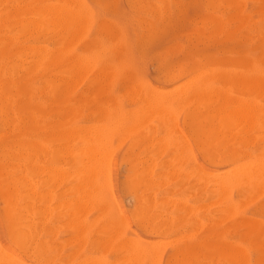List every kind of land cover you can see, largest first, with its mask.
I'll return each mask as SVG.
<instances>
[{"label":"rangeland","instance_id":"374dc122","mask_svg":"<svg viewBox=\"0 0 264 264\" xmlns=\"http://www.w3.org/2000/svg\"><path fill=\"white\" fill-rule=\"evenodd\" d=\"M81 1L84 4L85 17L89 16L90 21L84 19L83 31L76 39L72 49L73 52L90 58L93 65L90 70L71 79L65 77L61 71L66 67L61 64L59 56L54 54L58 61L53 63L50 62V57L46 56L48 50H57L64 39H61L60 35L52 37V34L46 31L42 25H35L36 28L34 25L30 26L33 23L30 21L32 20L31 5L39 4V0H0V184H5L8 179L29 180L38 184L41 192L48 193V211L45 218L46 231L40 234L48 246V256L38 259L31 252L23 251L12 240L11 226L6 213L7 204L1 193L0 243L17 255L24 264H76V261L78 264H83V260L86 261L85 264H124L122 262L124 252L117 251L121 242L133 240L143 246L150 247L154 240H157L160 241L159 245L163 246L160 248L161 246H158L156 241V246L160 249L158 248V256L155 254L156 257L149 258L152 261L155 259L156 262L153 261L152 264H179L175 262L174 257L180 248L192 244H207L213 240L217 246L222 245L223 248L211 249L202 245L198 246L196 248L199 256L197 264H264V184L258 186L259 183H257V181L264 180V165L262 164L264 160L260 159L261 157L264 158V136H259L264 133V122H262L264 121V116H262L264 113V0ZM229 17L231 18L229 19ZM32 28L35 29L32 30ZM67 35L68 33H66ZM194 62H197L199 69H209L208 71L214 70L217 66H223L234 72L237 71L242 78L241 84L239 83L237 86L236 84H229V95L238 97L242 106L240 110L244 109L245 114L243 111L240 112L244 114L245 119H242L245 121L240 120L241 125L238 126V129L240 128L241 131L249 130H246L247 133L246 131L239 132L240 138L237 139V143L235 140L230 141L229 145L232 149L227 152V155L229 154L226 158L227 163L222 165H214L211 160L203 156L204 149L193 137L184 108L177 109L175 118L172 117L167 122L161 119L157 113L149 111V108L145 107L146 103L142 101V98H139L150 92L158 96L167 93L166 96H168L173 91V87L177 86L174 88L175 92L184 85L182 83L188 82L191 78V76L186 75L174 77L182 66L180 64H186L187 68L192 69ZM109 65L113 66V71L107 69ZM207 67L208 69H206ZM197 73L198 71H195L192 77ZM111 77L113 81L110 83ZM257 77L258 82L255 80ZM208 78H206L208 81L216 82L215 78L211 77V80L210 76ZM254 81L257 83L254 84ZM249 82L252 84L250 85ZM241 85L245 86L242 88ZM257 85H259L258 90ZM250 86L254 89L252 90ZM235 91L242 95L234 93ZM20 100L24 102V105L30 103L31 110L25 108L24 114H19L16 104ZM248 101L252 105L250 110L247 108ZM106 109H110L111 116L106 117ZM143 109L148 113L146 112L145 118H142L144 122H138L145 123L146 121L147 124L142 125L140 123L142 127L133 129L135 131L131 127L128 128L127 125L125 127L129 130L125 128V130H116L115 116L124 113V115L131 117L133 111L135 115H138V112L144 111ZM245 109L248 110L247 113ZM249 112L253 114L250 115ZM241 113H239V117L243 116ZM134 114L133 117H135ZM256 115L262 116H259L262 119L260 123V118ZM254 120L257 121L256 124H254ZM246 121L248 122L247 126L243 123ZM18 122L20 123L18 124ZM106 123H112L115 130H110L112 137L106 144V149L112 151L108 157L111 154L112 156L109 158L110 161L106 160L107 163L105 162L106 164L110 162V169L107 165L110 173L108 169H104L106 172L108 170L109 177L103 171L102 190L104 195L112 196L117 205L111 203L110 207H102L88 203L82 209L83 212L74 213L71 201L73 198L76 199L78 195L79 179L76 173V176L74 175V167L72 166L77 160V156L76 152L67 154L68 158L66 156L68 151L66 147H63L66 144L64 142L66 130L70 125L77 124L83 126L84 131L87 132L86 129L91 126L106 125ZM260 124H263L262 127ZM143 133H149L152 142L149 141L148 143V141L143 140ZM16 134H20L22 139L30 138L32 146L29 150L8 149L4 151L5 144L10 143ZM133 137L134 139H132ZM244 137L246 139L248 137L247 141H251L250 144L244 143L246 142L243 141ZM179 138H183L187 142L178 141ZM179 142H182L183 145L180 146L181 143L179 144ZM142 144L144 145L142 146ZM184 146L187 147L184 148ZM262 148L263 150H261ZM253 155L260 157L262 162L258 160L260 166L257 167L261 169L263 166V169L260 170L263 175L259 172V177L253 176L254 173L251 175L252 177L247 175L249 180L245 182L243 179L246 184L240 183L241 185L229 190L228 200L222 203L216 186L208 183L202 174L204 171L230 172L235 168V165L256 162L251 161L252 158L255 159ZM232 158H235V164L232 162ZM179 159L180 161H178ZM135 164L137 165L135 167H139L140 170L145 167H150L152 170L151 175L154 183L146 191L149 198L148 205L153 209L156 216L154 220L161 223L163 231L151 232L149 227L142 222V205L137 200V195L143 193L145 187L139 183V176L136 177L135 175ZM27 165L32 167L31 175L26 169ZM254 166L256 165L253 163ZM227 169L228 171H226ZM67 170H70L68 174ZM249 170L251 171V169ZM59 172L62 175L58 174ZM54 173H57L58 176ZM138 174H141V171ZM106 176L107 179H105ZM108 179L111 183H107L106 180ZM254 179L258 180L255 181ZM254 182L257 185H254L256 184ZM253 188L258 190L257 193L256 191L254 193ZM258 194L260 195L258 196ZM245 195L254 197L249 198ZM240 201L241 203H239ZM66 203L68 206L65 205ZM38 207L41 210L44 207V203L40 199L36 201V208L39 209ZM105 209L107 210L105 211ZM250 210H253L251 214ZM110 216L114 221L112 223L109 221ZM78 217L81 221L88 223L85 225L86 227L79 228L77 226ZM117 217L118 221L115 220ZM249 220L255 223L257 230L255 233H252L247 225ZM91 222H94V224L92 223L93 226ZM103 223H106L105 226L107 227H104ZM120 226L121 230L118 229ZM78 231L79 234H77ZM74 237L75 241H72ZM174 237L177 240H174ZM166 239L169 240L168 243ZM223 242L226 244H222ZM243 249L248 254V261L242 259V256L240 258ZM149 259L143 264H151Z\"/></svg>","mask_w":264,"mask_h":264},{"label":"bare ground","instance_id":"6f19581e","mask_svg":"<svg viewBox=\"0 0 264 264\" xmlns=\"http://www.w3.org/2000/svg\"><path fill=\"white\" fill-rule=\"evenodd\" d=\"M89 1V0H88ZM125 1V0H124ZM226 1V0H225ZM35 2V1H34ZM89 3V2H88ZM32 4V3H31ZM84 4L82 3L81 0H39V4L36 5H31V14H32V20H30L32 23V25L30 26H35V25H42L44 27V29H46V31H48L49 33L52 34V37H55L57 35H60L61 39H64L62 42V45L57 49V50H48L46 56L50 57L49 60L51 63L58 61V59H56L54 56V54H56L57 56H59L61 64L65 65V69L61 70L63 71V73L65 74V77L68 78H75L80 76L83 72H86L88 70H90L92 68L93 65V61L85 56H81L75 52H73L72 46L76 43V39L79 38L81 32L83 31V27H82V23L84 21V19L86 21H90V17L86 16L83 12V6ZM147 6V5H146ZM233 6V5H232ZM164 7V6H163ZM208 8V7H207ZM163 11V10H162ZM257 11V10H255ZM254 11V12H255ZM131 12V11H130ZM262 12V11H261ZM101 13V12H100ZM103 13V11H102ZM131 14V13H130ZM101 15V14H100ZM104 15V14H103ZM164 15V14H163ZM231 15V14H230ZM197 17V16H196ZM203 18V17H202ZM201 18V19H202ZM209 18V17H208ZM231 17H229L230 19ZM207 19V17H206ZM236 20V19H234ZM211 21V20H210ZM214 21V20H213ZM217 21V20H216ZM231 21V20H230ZM233 21V19H232ZM149 22V21H148ZM192 22V21H190ZM201 23V22H200ZM217 25V24H216ZM236 25V24H235ZM144 27V25H142ZM141 27V26H140ZM142 27V28H143ZM159 27V26H158ZM216 27V26H215ZM237 27V26H236ZM36 28V26H35ZM34 28V29H35ZM147 28V27H146ZM210 28V27H209ZM32 28V30H34ZM140 29V28H139ZM212 29V28H211ZM31 30V31H32ZM36 31V30H35ZM228 32V31H227ZM66 33H68V35L66 36ZM147 33V32H146ZM214 35V34H213ZM227 35V34H226ZM229 35V34H228ZM66 37V38H65ZM188 37V36H187ZM225 37V36H224ZM227 37V36H226ZM50 40V39H49ZM54 40V39H52ZM82 40V39H81ZM143 40V39H142ZM183 40V39H182ZM181 40V41H182ZM189 40V38H188ZM194 41V40H193ZM176 42V41H175ZM181 43V42H180ZM183 44V43H182ZM84 46V45H83ZM133 47V46H132ZM219 47V46H218ZM207 50V49H206ZM216 50V49H213ZM220 50V49H219ZM212 51V48H211ZM103 52V51H102ZM213 52V51H212ZM220 53V52H219ZM132 54V53H131ZM135 54V53H134ZM133 54V55H134ZM154 54V53H153ZM204 54V53H203ZM152 56V55H151ZM161 56V55H160ZM202 56V55H201ZM180 57V56H179ZM195 57V56H194ZM140 59V58H139ZM163 59V58H162ZM211 59V57H210ZM161 60V59H160ZM167 60V59H166ZM197 60V59H196ZM204 60V59H203ZM202 60V61H203ZM222 60V59H221ZM219 60V61H221ZM201 61V62H202ZM150 62V61H148ZM152 62V61H151ZM200 62V61H197ZM197 62H194V67L192 69L187 68V66H185L186 64H180L182 66H180V69H178L179 71L174 75V77L177 76H191L190 80L183 86H181V88H178L177 90H175L174 92V88H176L177 86L173 87V91L170 92V94L167 95V93H163V95H155L152 92L148 93L147 95H142L139 98H142V101L146 103L145 107L149 108V111H152L154 113H157L159 115V117L161 119H163L164 121H170V119L172 117L175 118V113L177 111V109L179 108H184L185 109V114H186V120L188 119V125L190 127V129L193 132V137H195V140L197 142H199V144L201 145V147L204 149V155L205 158L211 160V162L214 165H222L223 163L226 162V158H228L227 156V152L230 151L232 149V147L229 145L230 141H234L235 143L238 142V138L239 137V132L241 130L238 129V126L241 125L240 124V120L244 118V109H242L243 113H241L242 111L241 109V102L240 99L238 97L235 96H231L229 95V84H236V86L241 82L240 80L242 79L240 77V74L236 71H232L229 70L227 68H224L223 66H217L214 70L208 71V67L206 69L208 70H202L199 69ZM218 62V60H217ZM216 62V63H217ZM222 62V61H221ZM227 62V61H226ZM213 63V62H212ZM225 63V62H223ZM151 64V63H149ZM167 64H170L169 62H167ZM174 64V63H173ZM206 64H208L206 62ZM214 64V63H213ZM222 64V63H221ZM139 65V64H138ZM142 65V64H141ZM193 65V64H192ZM233 65V64H231ZM147 66V63H146ZM145 66V67H146ZM153 66V65H152ZM151 66V67H152ZM202 66V65H201ZM207 66V65H206ZM226 66V65H225ZM236 66V65H235ZM238 66V65H237ZM63 67V66H62ZM154 67V66H153ZM162 67V66H161ZM113 66L109 65L107 66V69L112 70ZM141 68V67H140ZM174 68V67H172ZM176 68V67H175ZM174 68V69H175ZM246 68V67H245ZM173 69V70H174ZM244 69V68H243ZM161 70V69H160ZM113 71V70H112ZM163 71V70H162ZM195 71H198L197 75H193V73ZM245 71V70H244ZM147 72V71H146ZM172 72V71H171ZM175 72V71H174ZM246 73V71H245ZM170 74V73H169ZM70 76V77H69ZM104 76V75H103ZM159 76V75H158ZM208 76H210V80L211 77L215 78L216 82H210L208 81L206 78H208ZM83 77V75H82ZM168 77V76H167ZM171 77V76H170ZM96 78V75H95ZM187 78V77H186ZM262 78V77H261ZM78 79V78H77ZM103 79V78H102ZM209 79V78H208ZM63 80V79H62ZM70 80V79H69ZM79 80V79H78ZM101 80V79H100ZM184 80V79H183ZM188 80V79H187ZM255 80H257L258 82V77L257 79L255 78ZM261 80V79H260ZM18 81V80H17ZM112 77L110 78V83L112 82ZM246 81V80H245ZM244 81V84H246ZM248 81V80H247ZM250 81V80H249ZM66 82V81H65ZM180 82V81H179ZM256 81H254L255 84ZM256 82V83H257ZM75 83V82H74ZM243 83V82H242ZM248 83V82H247ZM250 83V82H249ZM180 83V85H182ZM252 84V82L250 83V85ZM253 84V85H254ZM59 85V84H58ZM77 85V84H76ZM103 86V84H101ZM175 85V84H174ZM242 88L245 86L241 85ZM255 86V85H254ZM258 86L257 85V90H258ZM264 86V85H263ZM69 87V86H68ZM249 87V85H248ZM252 88V90L254 89V87L250 86ZM46 88V87H45ZM75 88V87H74ZM138 88V87H137ZM238 88V87H237ZM247 88V87H245ZM250 88V90H251ZM260 88V87H259ZM4 89V87H3ZM2 89V90H3ZM6 89V88H5ZM172 89V88H171ZM234 89V88H233ZM97 90V88H96ZM139 90V89H138ZM235 90V89H234ZM256 90V89H255ZM254 90V91H255ZM56 91V90H55ZM137 91V90H136ZM253 91V92H254ZM263 91V89H262ZM135 92V91H134ZM250 92V91H249ZM19 93V92H18ZM51 93V91H50ZM133 93V92H132ZM236 94H240L237 93L236 91L234 92ZM258 93V92H256ZM261 93V92H260ZM28 94V93H27ZM247 94V93H246ZM259 94V93H258ZM20 95V94H19ZM242 95V94H240ZM245 95V94H244ZM249 95V94H248ZM261 95V94H260ZM113 96V95H112ZM133 96V95H132ZM258 96V95H257ZM23 97V96H22ZM79 97V96H78ZM21 98V97H20ZM60 98V97H59ZM129 98V97H128ZM134 98V97H133ZM257 98V97H256ZM263 98V97H262ZM78 99V98H77ZM103 99V98H102ZM114 99V98H113ZM249 99V98H248ZM252 99V98H251ZM250 99V101H251ZM261 100V99H260ZM264 100V99H263ZM108 101V100H107ZM132 101V100H130ZM106 102V101H105ZM134 102V100H133ZM142 102V103H143ZM249 102V101H248ZM252 102V101H251ZM262 102V101H261ZM141 103V104H142ZM144 103V104H145ZM253 103V102H252ZM245 104V103H244ZM247 104V103H246ZM255 104V103H254ZM257 104V103H256ZM26 106V107H25ZM251 103L249 102L247 104V108L248 110H250L251 108ZM256 106V105H255ZM258 106V105H257ZM17 107V111L19 114H22L24 112V109L27 108L29 110H31V104L30 103H26V105H24V102H22L21 100L16 104ZM144 107V108H145ZM2 108V107H1ZM94 108V107H93ZM243 108H245V106L243 105ZM147 109V108H146ZM253 109V107H252ZM255 110V109H253ZM55 110V109H52ZM91 110V109H90ZM144 110V109H143ZM248 110L246 111V113L248 112ZM69 111V110H68ZM139 111V110H138ZM145 111V112H144ZM142 112H144L142 114V112H138V115L134 114V111L131 115V117H128L127 115L121 114V115H117L115 116L116 120L115 121V126L116 130H121V129H127V127H125L126 125L129 126L128 128H132L135 129L137 127H142L140 126L141 122L138 121H142V118H145V113L148 111L144 110ZM180 111V110H179ZM241 111V112H240ZM50 112V111H49ZM132 112V111H131ZM259 112V110H258ZM264 112V111H263ZM262 112V113H263ZM184 113V112H183ZM239 113H241V115L243 114V116L239 117ZM250 113V112H249ZM248 113V114H249ZM252 113V112H251ZM250 113V115H251ZM255 113V111H254ZM24 114V113H23ZM65 114V113H64ZM112 112L110 111V109H106L105 111V115L106 117L111 116ZM133 114L135 115V117H133ZM253 114V113H252ZM11 115V114H9ZM70 115V114H69ZM256 116H261V115H256ZM264 116V113L263 115ZM261 116V117H262ZM148 117V116H147ZM152 117V116H151ZM240 118V119H239ZM249 118V117H248ZM260 118V117H259ZM149 119V118H148ZM242 121H245L243 120ZM250 119V118H249ZM29 120V119H28ZM96 120V119H95ZM176 120V119H174ZM182 120V119H181ZM252 120V118H251ZM260 120H262L261 118L259 119V123ZM84 121V120H83ZM89 121V120H88ZM99 121V120H98ZM248 121V120H247ZM243 122L246 126H247V122ZM255 121V120H254ZM10 122V120H9ZM97 122V121H96ZM111 122V120H110ZM144 122V121H142ZM176 122V121H175ZM264 122V121H262ZM20 122H18L19 124ZM146 123V121H145ZM145 123H141L142 125H144ZM185 123V122H184ZM183 123V124H184ZM187 123V122H186ZM253 123V121H252ZM257 121H255L254 124H256ZM59 124V123H58ZM130 124V125H129ZM137 126H136V125ZM147 124V123H146ZM243 124V125H244ZM264 124V123H263ZM263 124H260V126L262 127ZM9 125V124H8ZM139 125V126H138ZM161 125V124H160ZM168 125V124H167ZM172 125V124H170ZM20 126V125H18ZM86 126V125H85ZM112 123H106V125H94L91 126L89 129H86V131H84V127L77 125V124H73L70 125L69 128L66 130V136H62L64 138V142H66L65 146H63L64 148L66 147L68 153L72 152H76V156H77V160L73 163L74 167V175L75 173L78 176V181H79V185H78V190L77 187L75 188L78 192V195L76 196V199L73 198V201H71V207L73 206V212L74 213H80L82 211V209L88 204V203H92V204H97V205H101L102 207H110V204L115 203V199H112V196H106L103 193L102 190V182H101V178L103 175V171L105 172V174L108 176V170L110 169V162L107 163L106 160L110 161V156H112V154L108 157L110 152V149H106V144L108 143V141L110 140V136L111 132L115 129H113L115 126H112ZM146 126V125H145ZM148 126V125H147ZM175 126V125H173ZM245 126V127H246ZM251 126V125H250ZM259 126V124H258ZM54 127V126H53ZM185 127V125H184ZM188 127V126H186ZM10 128V127H9ZM57 128V127H56ZM247 128V127H246ZM245 128V129H246ZM249 128V127H248ZM24 129V128H23ZM27 129V128H26ZM25 129V130H26ZM112 129V131L110 132V130ZM124 129V130H125ZM138 129V128H137ZM165 129V127H164ZM255 129V128H254ZM263 129V128H261ZM11 130V129H10ZM34 131V129H31ZM123 130V131H124ZM187 130V128H186ZM247 130V129H246ZM245 130V131H246ZM249 130V129H248ZM247 130V131H248ZM257 130V128H256ZM135 131V130H133ZM172 131V130H171ZM244 131V130H243ZM241 131V132H243ZM244 131V132H245ZM246 131V133H247ZM262 131V130H261ZM264 131V130H263ZM263 131L261 133H263ZM169 132V131H168ZM178 132V131H176ZM190 132V131H189ZM30 133V131H29ZM127 133H129L127 131ZM134 133V132H133ZM132 133V134H133ZM152 133V132H151ZM167 133V132H164ZM174 133H175V129H174ZM180 133V132H179ZM64 134V133H63ZM114 134V133H113ZM112 134V135H113ZM138 134V133H137ZM136 134V135H137ZM144 134V133H143ZM169 134H171L169 132ZM255 134V133H254ZM260 134V132H259ZM31 135H33L31 133ZM37 135V134H36ZM58 135V134H57ZM122 135V133H121ZM141 135V134H140ZM165 135V134H164ZM181 135V134H179ZM263 134H260L259 136L263 137ZM128 136V135H127ZM126 136V137H127ZM132 136V135H131ZM134 136V135H133ZM142 136V135H141ZM140 136V137H141ZM191 136V135H190ZM257 136V135H256ZM258 136V137H259ZM60 137V136H59ZM125 137V138H126ZM129 137V136H128ZM127 137V138H128ZM163 137V135H162ZM161 137V138H162ZM172 137V136H171ZM182 137V136H181ZM192 137V138H193ZM257 137V138H258ZM53 138V137H52ZM118 138V137H117ZM165 138V137H164ZM173 138V137H172ZM177 138V137H176ZM184 138V137H183ZM180 139L178 141H182L184 139ZM191 138V137H190ZM191 138V139H192ZM260 138V137H259ZM60 139V138H59ZM123 139V138H122ZM134 139V137L132 138ZM143 140L149 141L152 140V137H150L149 133H146L143 135L142 137ZM194 139V138H193ZM238 139V140H237ZM261 139V138H260ZM259 139V140H260ZM264 139V138H263ZM5 140V139H4ZM53 140V139H52ZM116 140V139H115ZM120 140V139H118ZM164 140V139H163ZM177 140V139H174ZM237 140V141H236ZM246 141L244 143H248L250 144L248 140L244 137L243 141ZM258 140V141H259ZM262 140V139H261ZM158 141V140H157ZM161 141V140H160ZM185 141V140H184ZM54 142V141H53ZM123 142V141H122ZM152 142V141H150ZM187 141H185L186 143ZM194 142V141H193ZM253 142V140H252ZM63 143V142H62ZM118 143V142H117ZM116 143V144H117ZM146 143V142H145ZM168 143V142H167ZM170 143V141H169ZM181 143V144H180ZM129 144V142H128ZM151 144V143H150ZM180 146L183 145L182 142H179ZM58 145V144H57ZM110 145V144H109ZM120 145V143H119ZM144 144H142L143 146ZM147 145V144H146ZM199 145V147H200ZM243 145V144H242ZM261 145V144H260ZM32 146V142L30 141V138H26V139H22L20 134H16L12 140H10V143H6L5 146L3 147L4 151L11 149V150H21V149H28ZM34 146V145H33ZM61 146V145H60ZM170 146V145H169ZM173 146V145H172ZM175 146V145H174ZM189 146V145H188ZM264 146V145H263ZM35 147V146H34ZM62 147V148H63ZM187 146H184V148ZM198 147V150H199ZM58 148V147H57ZM56 148V149H57ZM63 148V149H64ZM116 148V147H115ZM118 148V147H117ZM161 148V147H160ZM178 148V147H177ZM183 148V147H182ZM181 148V149H182ZM189 148V147H188ZM62 149V150H63ZM163 149V148H162ZM171 149V148H170ZM173 149V148H172ZM179 149V148H178ZM180 149V150H181ZM190 149V148H189ZM252 149V147H251ZM254 149V148H253ZM260 149V148H259ZM34 150V149H33ZM60 150V149H59ZM179 150V151H180ZM202 150V149H201ZM243 150V149H242ZM258 150V149H257ZM263 150V148L261 149ZM125 151V150H124ZM174 151V150H173ZM177 151V150H176ZM64 152V151H63ZM128 152V151H127ZM161 152V151H160ZM184 152V149H183ZM182 153V152H181ZM179 153V154H181ZM186 153V152H185ZM242 153V152H241ZM63 154V153H61ZM176 154V153H175ZM184 154V153H183ZM240 154V153H239ZM245 154V153H244ZM262 154V151H261ZM3 155V154H2ZM30 155V154H29ZM70 155V154H69ZM178 155V154H176ZM13 156V155H12ZM63 156V155H62ZM64 155V157H66ZM159 156V155H158ZM255 155H253L254 157ZM20 157V156H19ZM132 157V156H131ZM176 157V156H175ZM233 157V156H232ZM258 157V156H257ZM255 156V159L257 158ZM13 158V157H11ZM31 158V157H30ZM68 158V156H67ZM169 158V157H168ZM258 157L256 160L253 158L251 159V161H256L253 162L254 168L253 167V163H251L249 160V163L246 165H242L238 164L235 165V168L233 170H230V172H224L222 171L221 173H217V172H205L202 174V177L205 178L206 181H208V183H212L214 186H216V189L218 191V195L220 197V200L222 203H224V201L228 200V191L231 190L232 188H236V186L241 185L242 183H245L246 180H249L247 178H249L248 176H251L253 173L256 177L260 174H262V171L260 172L261 169H263V166L260 168H258L257 166H260V162H258V160L263 159L264 158H260ZM61 159V158H60ZM141 159V158H140ZM178 159V158H177ZM248 159V157H247ZM31 160V159H29ZM71 160V159H70ZM143 160V159H142ZM174 160V159H173ZM235 158H232V162H234L235 164ZM53 161V160H52ZM68 161V159H67ZM128 161V160H127ZM133 161V160H132ZM177 162V160H175ZM180 161V159L178 160ZM261 161V160H260ZM57 162V161H56ZM106 162V163H105ZM258 162V163H257ZM262 162V161H261ZM70 163V162H69ZM145 163V162H144ZM227 163V162H226ZM229 163V162H228ZM257 163V164H256ZM143 164V161H142ZM195 164V163H194ZM233 164V167H234ZM237 164V163H236ZM259 164V165H258ZM264 165V162L262 163ZM65 165V164H64ZM106 165V166H105ZM109 165V167L107 166ZM158 165V164H157ZM175 165V163H174ZM229 165V164H228ZM63 166V165H62ZM137 166L136 164L134 165V171L136 172L135 175L136 177L139 176V183L142 184L145 187V190L143 193L137 195V200L139 201V203L142 205V212H141V219L142 222H144V225L149 227V230L151 232H160L161 230L163 231V227L161 225L160 222H157L155 219V213L153 212V209L148 205V201L149 198L147 196V190H149L153 183L154 180L152 178V170L150 167H145L143 170H140L139 167H135ZM246 166V167H245ZM14 167V166H13ZM12 167V169H14ZM53 167V166H52ZM55 167V165H54ZM59 167V166H58ZM105 167V168H104ZM109 169H108V168ZM3 168V167H1ZM51 168V167H50ZM62 168V167H61ZM242 168H244L242 170ZM254 168V169H253ZM26 169L28 170V173L31 175L32 174V167L30 165L26 166ZM38 169V168H37ZM41 169V168H40ZM70 169V168H69ZM104 169H108L107 172ZM247 169V170H245ZM251 169V171L249 170ZM256 169H258L256 171ZM4 170V169H3ZM256 172H253V171ZM42 171V170H41ZM45 171V170H44ZM47 171V168H46ZM54 170L52 169V172ZM57 171V170H56ZM59 171V170H58ZM70 171V170H69ZM67 170V174L69 172ZM141 171V174H138V172ZM228 171V169L226 170ZM243 171V172H241ZM40 172V171H39ZM62 172V170H61ZM197 172V171H196ZM252 172V173H251ZM260 174H259V173ZM41 173V172H40ZM110 173V170H109ZM193 173V172H191ZM246 173V174H245ZM258 175H257V174ZM55 174V173H54ZM60 174V172L58 173ZM72 174V172H71ZM129 174V173H128ZM194 174V173H193ZM3 175V174H2ZM22 175V174H21ZM41 175V174H40ZM47 175V174H46ZM57 175V173L55 174ZM62 175V174H60ZM64 175V174H63ZM196 175V174H195ZM248 175V176H247ZM263 175V174H262ZM36 176V175H35ZM58 176V175H57ZM66 176V174H65ZM68 176V175H67ZM70 176V175H69ZM76 176V175H75ZM107 176L105 179H107ZM161 176V175H160ZM200 176V175H199ZM64 177V176H63ZM105 177V176H104ZM109 177V176H108ZM246 177V178H245ZM252 177V176H251ZM250 177V178H251ZM45 178V177H44ZM60 178V177H58ZM76 178V177H75ZM264 178V175H263ZM263 178H260L261 180ZM48 179V177H47ZM68 179V178H66ZM72 179V178H71ZM103 179V180H105ZM203 179V178H202ZM245 182H244V180ZM43 180V179H42ZM46 180V178H45ZM44 180V181H45ZM50 180V179H48ZM47 180V182H48ZM57 180V177H56ZM55 180L56 184L57 181ZM243 180V181H242ZM255 181H257L256 179H254ZM252 180V181H254ZM51 181V180H50ZM75 181V180H74ZM107 183L109 182V179L106 180ZM184 181V180H183ZM59 182V181H58ZM132 182V181H131ZM264 182L263 181H257L258 186H261L260 184H264L261 183ZM46 183V182H44ZM111 183V182H109ZM241 183V184H240ZM256 183V182H254ZM254 184V185H257ZM52 184V183H51ZM74 184V182H73ZM135 184V183H134ZM183 184V183H182ZM246 184V183H245ZM244 184V185H245ZM249 184V183H247ZM253 184V183H252ZM77 185V183H76ZM105 185V184H104ZM251 185V184H250ZM53 186V185H52ZM75 186V185H74ZM109 186V185H108ZM253 186V185H251ZM250 186V187H251ZM110 187V186H109ZM192 187V186H191ZM200 187V186H199ZM213 187V186H211ZM264 187V186H263ZM54 189V188H53ZM52 189V190H53ZM74 189V188H73ZM74 189V190H75ZM110 189H112L110 187ZM252 189V188H251ZM254 190V188H253ZM250 191V190H249ZM257 193L258 190H254V193ZM49 192V191H48ZM76 192V191H75ZM110 192H112L110 190ZM123 192V191H122ZM213 192V191H212ZM253 192V191H251ZM249 192L250 194L253 195V193ZM0 193L2 194L3 198L6 201L7 204V218L9 220L10 226H11V231H10V235L12 240L25 252H31V254H33V256H35L38 259L47 257V244L45 243V241L41 238L40 234L43 231H46V213L48 211V206H47V201L48 200V193L46 192H41L40 190V186L38 184L32 183L29 180L25 181V180H21V179H8L6 181V183L4 184H0ZM172 193V192H171ZM259 193V192H258ZM261 193V191H260ZM113 194V192H112ZM137 194V193H136ZM170 194V191H169ZM249 195V194H248ZM260 194H258L259 196ZM75 196V195H74ZM114 196V195H113ZM241 196V195H240ZM246 196V195H245ZM244 196V197H245ZM256 196V194H255ZM135 197V196H134ZM249 197V196H246ZM254 197V196H253ZM253 197H249V198H253ZM59 198V197H58ZM218 198V197H217ZM40 199L41 201H43L44 203V207L42 208V210L39 208H36V201ZM71 199V197H70ZM132 199V198H131ZM237 199V198H236ZM68 200V199H67ZM135 200V199H134ZM247 200V199H246ZM249 200V199H248ZM114 201V202H113ZM137 201V202H138ZM158 201V200H157ZM39 202V201H38ZM64 202V201H63ZM66 202V201H65ZM173 203V202H172ZM229 203V202H228ZM241 203V201L239 202ZM263 203V202H261ZM52 204V203H51ZM171 204V203H170ZM210 204V203H209ZM64 205V204H63ZM66 206L67 203L65 204ZM172 205V204H171ZM240 205V204H239ZM244 205V204H243ZM258 205V204H257ZM264 205V204H263ZM55 206V205H54ZM164 206V204H163ZM201 206V205H200ZM56 207V206H55ZM70 207V206H69ZM177 207V206H176ZM259 207V206H258ZM58 208V207H57ZM66 208V207H65ZM97 208V207H96ZM100 208V207H99ZM202 208V206H201ZM256 208V207H255ZM54 209V208H53ZM101 209V208H100ZM110 209V208H109ZM117 209V208H116ZM195 209V208H193ZM200 209V208H199ZM230 209V208H229ZM252 209V208H251ZM107 209H105L106 211ZM192 210V208H191ZM240 210V209H239ZM52 211V210H51ZM101 211V210H100ZM186 211V210H185ZM196 211V209L194 210ZM205 211V210H204ZM208 211V210H207ZM234 211V210H233ZM83 212V211H82ZM173 212V211H172ZM186 212H189L188 210ZM185 212V213H186ZM216 212V211H215ZM247 212V211H246ZM251 212H253V210H250V214ZM255 212V211H254ZM99 213V212H98ZM104 213V212H103ZM106 213V212H105ZM109 213V211H108ZM114 213V212H113ZM259 213V212H258ZM68 214V213H67ZM71 214V213H70ZM100 214V213H99ZM230 214V213H229ZM244 214V213H243ZM247 214V213H245ZM104 215V214H102ZM118 215V214H117ZM135 215V214H134ZM257 215V214H256ZM69 216V215H68ZM82 216V215H81ZM100 216V215H99ZM247 216V215H246ZM249 216V215H248ZM201 217V216H200ZM206 217V216H205ZM237 217V216H236ZM68 218V217H67ZM79 218V217H78ZM77 218V219H78ZM116 218V217H115ZM114 218V219H115ZM98 219V218H97ZM165 219V218H164ZM163 219V221H164ZM176 219V218H175ZM198 219V218H197ZM237 219V218H236ZM79 221H77V226L79 228H82L83 226L87 225L88 223H86L85 221H81L80 218L78 219ZM116 221H118V217L117 219H115ZM120 220V219H119ZM168 220V219H167ZM245 221V219H243ZM69 221V220H68ZM92 221V220H91ZM110 223L114 222L112 219V216H110L109 219ZM235 221V220H234ZM73 222V221H72ZM98 222V221H97ZM100 222V221H99ZM121 222V221H119ZM94 224V222H91V224ZM216 223V222H215ZM218 223V222H217ZM243 223V221H242ZM68 224H70L68 222ZM92 224V226H93ZM140 224V223H139ZM74 225V224H73ZM90 225V224H89ZM106 223H103L104 227ZM109 225V224H108ZM197 225V224H196ZM217 225V224H216ZM247 225L250 227V230L252 233H255L256 230V226L254 221L249 220L247 221ZM91 226V225H90ZM246 226V225H244ZM70 227V226H69ZM76 227V226H75ZM86 227V226H85ZM98 227V226H97ZM139 227V226H138ZM192 228V227H191ZM209 228V226H208ZM238 228V227H237ZM67 229V228H66ZM77 229V228H76ZM85 229V228H84ZM89 229V228H88ZM87 229V230H88ZM105 229V228H104ZM121 230V226L120 228H118ZM117 229V230H118ZM147 229V228H146ZM74 230V229H73ZM82 230V229H81ZM179 230V229H178ZM193 230V229H192ZM205 230V227H204ZM80 231V229H79ZM79 231L77 232V234H79ZM85 231V230H84ZM235 231V230H234ZM67 232V231H66ZM99 232V231H98ZM102 232V230H101ZM238 232V231H237ZM93 233V232H92ZM163 233V232H162ZM205 233V232H204ZM217 233V232H216ZM83 234V233H82ZM91 234V233H90ZM188 235V234H187ZM192 235V234H191ZM77 236V235H76ZM73 237V236H72ZM179 237V236H177ZM190 237V236H189ZM71 238V236H70ZM234 238V237H233ZM73 239V238H72ZM91 239V238H90ZM115 239V238H114ZM176 238L174 237V240ZM255 239V238H253ZM84 240V239H83ZM126 240V239H125ZM167 243L169 242L168 239ZM177 240V239H176ZM182 240V239H181ZM231 240V239H230ZM67 241V240H66ZM75 241V237L74 240ZM157 241V240H156ZM156 241L154 240L153 245H151L150 247H146L143 246L142 244L135 242V241H125V242H121V244L119 245V247L117 248V251L119 252H124V257L122 259V262L124 264H143L144 262H147L146 260H148L150 257L155 256V254H157L158 251V246H156ZM165 241V240H164ZM106 242V241H105ZM150 242V241H149ZM172 242V241H171ZM186 242V241H185ZM184 242V243H185ZM204 242V241H203ZM235 242V241H234ZM237 242V241H236ZM70 243V242H69ZM74 243V242H73ZM81 243V242H79ZM86 243V241H85ZM96 243V242H95ZM162 243V242H161ZM160 243V244H161ZM105 244V243H104ZM103 244V246H104ZM155 244V245H154ZM171 244V243H169ZM222 244H226V243H222ZM58 245V244H57ZM67 245V244H66ZM206 246V248H211V249H219V248H223L222 245L217 246L216 243L211 240L209 241L207 244H192V245H188L186 247H182L177 251V254L174 257L175 262L179 263V264H197L199 261V256L197 254V250L196 248L198 246ZM254 245V244H253ZM56 246V245H55ZM65 246V245H64ZM76 246V245H75ZM82 246V245H81ZM80 246V247H81ZM157 249L153 250L152 249ZM163 246V245H162ZM162 246L160 248H162ZM101 247V246H100ZM115 247V246H114ZM54 248V247H53ZM71 248V247H70ZM108 248V247H106ZM159 248V249H160ZM60 249V248H59ZM75 249V248H74ZM72 249V250H74ZM226 249V248H225ZM257 249V248H256ZM259 249V248H258ZM177 250V249H176ZM70 251V250H68ZM66 251V252H68ZM88 251V250H87ZM156 251V252H155ZM64 252V253H66ZM91 252V251H90ZM252 252V251H251ZM260 252V251H259ZM72 253V251H71ZM105 254V253H104ZM228 254V253H227ZM255 254V253H254ZM253 254V255H254ZM63 255V254H62ZM61 255V256H62ZM73 255V254H72ZM75 255V254H74ZM100 255V254H99ZM201 255V254H200ZM204 255V254H203ZM202 255V256H203ZM213 255V254H212ZM223 255V254H222ZM225 255V254H224ZM252 255V256H253ZM60 256V257H61ZM158 256V254L156 255ZM155 256V257H156ZM231 256V255H230ZM242 256V259L248 261V254L246 253L245 249H243L242 254L240 255V258ZM53 257V255H52ZM115 257V256H113ZM173 257V256H171ZM214 257V256H213ZM223 257V256H222ZM254 257V256H253ZM121 259V257H119ZM93 259V258H92ZM159 259V258H157ZM151 260V264L153 263L152 259ZM173 260V259H172ZM171 260V261H172ZM231 260V259H230ZM66 261V260H64ZM69 261V260H68ZM85 264V260H83ZM97 261V260H96ZM256 261V260H255ZM67 262V261H66ZM108 262V261H107ZM118 262V260H117ZM156 261H154L155 263ZM260 262V261H259ZM258 262V263H259ZM264 262V261H263ZM51 263V262H50ZM74 263V262H73ZM76 264L77 261L75 262ZM174 263V262H173ZM223 263V262H222ZM253 263V262H252ZM0 264H24V262L17 257V255H15L13 252L9 251L7 248H5L1 243H0ZM48 264V263H47ZM59 264V263H58ZM66 264V263H65ZM94 264V263H93ZM96 264V263H95ZM114 264V263H113ZM147 264V263H146ZM166 264V263H165Z\"/></svg>","mask_w":264,"mask_h":264}]
</instances>
